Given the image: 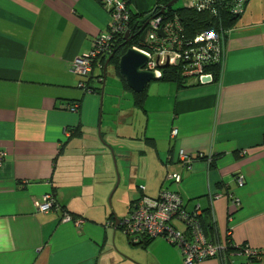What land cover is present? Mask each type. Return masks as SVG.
Masks as SVG:
<instances>
[{
    "label": "crops",
    "instance_id": "obj_1",
    "mask_svg": "<svg viewBox=\"0 0 264 264\" xmlns=\"http://www.w3.org/2000/svg\"><path fill=\"white\" fill-rule=\"evenodd\" d=\"M160 1L128 5L148 15ZM241 10L216 81L159 79L140 109L112 65L104 72L111 57L70 73L110 25L103 0H0V264H183L164 239L139 247L121 231L122 208L165 187L226 246L199 264H248L229 245L264 250V0ZM179 151L194 158L190 170ZM173 173L179 185L166 184ZM47 193L59 210L39 213Z\"/></svg>",
    "mask_w": 264,
    "mask_h": 264
},
{
    "label": "built area",
    "instance_id": "obj_2",
    "mask_svg": "<svg viewBox=\"0 0 264 264\" xmlns=\"http://www.w3.org/2000/svg\"><path fill=\"white\" fill-rule=\"evenodd\" d=\"M203 0H189V5L201 4ZM129 0H103V5L110 14L111 22L106 31L101 32L93 41L91 51L70 64V73L79 76H88L97 66L100 57L111 53L112 41L129 32ZM202 5V4H201ZM242 0H236L232 13L240 15ZM147 32L143 41L144 49H139L149 60L143 70L154 72L158 78L166 68L174 67L179 74L193 80L198 84L204 78L213 82L212 75L206 71V67L213 63L221 64L223 57L222 41L228 31H204L196 35L192 41L182 38L181 26L177 19L164 20L159 16L151 18L146 24ZM144 31V30H143ZM163 36L160 37L158 32ZM165 66H167L165 68ZM208 82V83H209ZM82 87V84L79 85ZM88 92V91H87ZM73 111L77 110L74 106ZM178 132L172 130L171 138H175ZM178 162L190 170L194 158L191 155L179 151ZM201 157V156H199ZM4 153L0 154V167ZM182 178L173 173L165 178L166 184L179 185ZM239 185L242 179L238 180ZM37 212L47 213L51 210H59L51 193L43 196L42 202L37 207ZM129 217L121 222V231L128 242L140 245L146 239L161 238L180 252L183 264H199L205 260L218 257L226 248L225 245L213 243L207 240L198 216L199 209L187 212L183 207V200L178 192L162 188L154 199L142 197L136 201ZM64 222H73L70 215L63 214ZM79 220L75 225L81 224ZM182 226L184 231L179 230ZM230 232V231H229ZM228 232V235H230ZM238 256L244 257L248 264H264V250H253L248 247L236 246L232 251Z\"/></svg>",
    "mask_w": 264,
    "mask_h": 264
},
{
    "label": "trees",
    "instance_id": "obj_3",
    "mask_svg": "<svg viewBox=\"0 0 264 264\" xmlns=\"http://www.w3.org/2000/svg\"><path fill=\"white\" fill-rule=\"evenodd\" d=\"M169 2H171V0H163L162 2L160 1V6L156 7L148 15H138L129 10V37L127 40H125L124 36L121 35L114 39L111 45V53L107 56L100 57L98 62V64L100 63V66H102V64L104 65V60L106 58L111 57L109 64L112 65L116 76L121 80L127 89L129 88L127 87L124 79L119 74V59L130 48L144 49V46L142 43H140L139 38L143 32V26L146 21H149L151 18L156 16H159L164 20H173L176 18L181 26L180 35L182 38L192 41L196 35L204 31H228L235 25V22L239 17L238 15L232 13V9L236 4V0H203L201 2L202 5L196 4L191 6L189 5L187 7H171L167 8L163 13H161L162 8L166 7ZM95 67L96 66H94V68ZM206 71L212 75L213 81H216L219 74V64L215 62L209 65L206 67ZM185 79L186 78L181 76L174 67L164 69L160 77V81L175 82L179 88H186V86H188L186 85L187 81ZM81 88L85 89V91L93 90L89 84L85 85L84 83H82ZM132 95L134 105L142 109L145 101V90L140 94L133 93ZM198 219L205 236L208 237L210 234V225L209 222H207L208 217H203L200 214ZM151 240L152 239H146L143 243L137 246L143 247ZM234 248L235 246L229 245L227 247V251H233Z\"/></svg>",
    "mask_w": 264,
    "mask_h": 264
},
{
    "label": "water",
    "instance_id": "obj_4",
    "mask_svg": "<svg viewBox=\"0 0 264 264\" xmlns=\"http://www.w3.org/2000/svg\"><path fill=\"white\" fill-rule=\"evenodd\" d=\"M179 0H172L166 7H163L161 10V13H163L167 8H171L173 5H175ZM146 23H144V26H146ZM147 29H145L142 34L140 35L139 41L142 43L144 41L145 35H146ZM158 35L160 37L163 36L162 32L159 31ZM129 37V32L125 33L124 39L127 40ZM110 58L107 60L105 69L109 63ZM149 58L143 54L139 49L136 48H130L128 49L125 54L119 59L118 63V69L119 74L124 79L127 87L132 91L134 94H140L142 93L148 84L154 81H158L160 78L156 76L154 72L145 71L143 68L148 63ZM167 66H165L166 68ZM209 79L204 78L202 80V83H208ZM111 152V150H110ZM119 179L117 176V183L116 188L118 186ZM116 188L112 191V194L116 190Z\"/></svg>",
    "mask_w": 264,
    "mask_h": 264
},
{
    "label": "rangeland",
    "instance_id": "obj_5",
    "mask_svg": "<svg viewBox=\"0 0 264 264\" xmlns=\"http://www.w3.org/2000/svg\"><path fill=\"white\" fill-rule=\"evenodd\" d=\"M184 4V0H180V1H178L177 2V5H176V7H182V5ZM130 10V9H129ZM150 21V20H149ZM149 21H147V23H149ZM145 29H147L146 28V26H143V30H145ZM143 43V42H142ZM137 49V48H136ZM112 70H113V68H112V66H110V67H108V75H109V77L111 78V73H112ZM117 88V87H116ZM104 89V88H103ZM122 215H123V218L124 219H127L129 216H128V213H126V208L124 209V208H122ZM180 227H182V226H180ZM126 238V237H125ZM125 241H126V239H125ZM127 242V241H126Z\"/></svg>",
    "mask_w": 264,
    "mask_h": 264
}]
</instances>
